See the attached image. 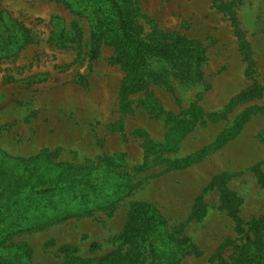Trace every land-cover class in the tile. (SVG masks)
<instances>
[{
  "label": "rangeland",
  "instance_id": "rangeland-1",
  "mask_svg": "<svg viewBox=\"0 0 264 264\" xmlns=\"http://www.w3.org/2000/svg\"><path fill=\"white\" fill-rule=\"evenodd\" d=\"M118 2L144 43L180 56L177 67L150 62L169 87L152 82L123 98L130 71L116 48L102 40L90 59L102 0H0V154L12 161L59 150L52 160L83 180L67 182L55 211L90 209L48 225L50 214L29 211L22 231L0 244V264L127 255L137 203L165 224L139 238L136 264H235L263 254L264 237L249 228L264 217V0ZM221 188L236 200L238 222Z\"/></svg>",
  "mask_w": 264,
  "mask_h": 264
},
{
  "label": "trees",
  "instance_id": "trees-1",
  "mask_svg": "<svg viewBox=\"0 0 264 264\" xmlns=\"http://www.w3.org/2000/svg\"><path fill=\"white\" fill-rule=\"evenodd\" d=\"M100 8L104 9V17L98 19L99 22L95 29L97 32L94 35L96 40L91 49L90 59L98 58L102 40L116 48L118 52L116 62L123 64L130 71V77L121 90L122 97L141 91L152 82H159L165 87H169L166 72L155 74L150 69V62L152 59L164 60L177 67L180 56L176 55L175 50L151 47L144 43L140 39V33L132 27L129 12L122 8L118 0H102V7ZM0 38L3 40L2 37ZM177 42L180 43V39ZM3 47L4 45H0V50L3 51ZM195 51L189 52L193 54ZM199 54L197 53V56ZM198 60L200 59L198 58ZM256 91V89H251L246 96H252ZM58 151H51L46 148L37 155L28 158L6 156L12 161L3 158V155L6 154H0V244L22 231L20 229L21 221L26 218L27 213L31 210H37L43 217H46L44 215L47 213L50 214L47 216L44 225L64 221L89 212L90 209L84 207L66 212L60 211L59 213L55 211L54 199L66 189L67 182L70 181L71 184L68 188L73 189L83 180V178L79 180L82 173L77 175V171L80 169H75L71 164L55 163L52 160ZM110 162L111 158L108 157L98 161L100 164ZM174 167L177 169L179 165ZM137 170L143 169L138 168ZM99 180L98 178L97 181ZM259 180L264 183L263 173L259 174ZM88 184L90 181H86V185ZM126 188L127 185L124 184L119 186V189L122 190ZM88 194L87 191L83 197ZM77 198L78 196L73 194L72 199ZM220 200L222 207L234 221L238 222L236 200L232 194L227 189L221 188ZM164 224L163 217L152 205L137 203L131 208L127 220L126 235L130 245V252L127 255L110 254L88 260L76 259L75 264H136L142 256L139 238ZM249 232L255 238L264 237V217L254 219ZM235 264H264V253L241 259Z\"/></svg>",
  "mask_w": 264,
  "mask_h": 264
}]
</instances>
